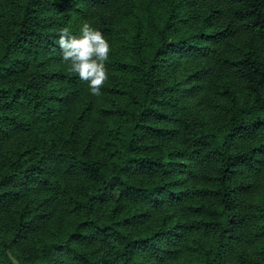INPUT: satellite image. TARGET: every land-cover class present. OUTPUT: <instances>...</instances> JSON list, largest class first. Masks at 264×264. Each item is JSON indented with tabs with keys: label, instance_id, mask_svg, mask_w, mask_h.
Instances as JSON below:
<instances>
[{
	"label": "trees",
	"instance_id": "1",
	"mask_svg": "<svg viewBox=\"0 0 264 264\" xmlns=\"http://www.w3.org/2000/svg\"><path fill=\"white\" fill-rule=\"evenodd\" d=\"M84 22L111 48L99 97L58 46ZM14 262L264 264V0H0Z\"/></svg>",
	"mask_w": 264,
	"mask_h": 264
},
{
	"label": "clouds",
	"instance_id": "2",
	"mask_svg": "<svg viewBox=\"0 0 264 264\" xmlns=\"http://www.w3.org/2000/svg\"><path fill=\"white\" fill-rule=\"evenodd\" d=\"M81 35H72L69 28L61 30L58 46L62 60L68 64V71L86 82L90 93L102 96V88L109 80L106 62L109 60L110 44L103 33L84 22ZM15 264V262H14Z\"/></svg>",
	"mask_w": 264,
	"mask_h": 264
},
{
	"label": "rangeland",
	"instance_id": "3",
	"mask_svg": "<svg viewBox=\"0 0 264 264\" xmlns=\"http://www.w3.org/2000/svg\"><path fill=\"white\" fill-rule=\"evenodd\" d=\"M188 66H189L188 63L185 62L184 59H182L180 62L176 61V64L174 65V71H175V76L178 80L184 82V78L186 77V71L188 69ZM182 100L187 105L197 108L198 113L200 115H206V113L200 108L199 105L196 106L194 105V101L191 98L182 96Z\"/></svg>",
	"mask_w": 264,
	"mask_h": 264
}]
</instances>
